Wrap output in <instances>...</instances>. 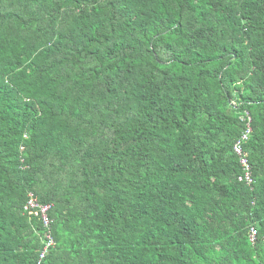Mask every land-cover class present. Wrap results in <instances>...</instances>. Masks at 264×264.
Instances as JSON below:
<instances>
[{
    "label": "trees",
    "instance_id": "trees-1",
    "mask_svg": "<svg viewBox=\"0 0 264 264\" xmlns=\"http://www.w3.org/2000/svg\"><path fill=\"white\" fill-rule=\"evenodd\" d=\"M49 234L41 264H264V0H0V264Z\"/></svg>",
    "mask_w": 264,
    "mask_h": 264
},
{
    "label": "built area",
    "instance_id": "built-area-1",
    "mask_svg": "<svg viewBox=\"0 0 264 264\" xmlns=\"http://www.w3.org/2000/svg\"><path fill=\"white\" fill-rule=\"evenodd\" d=\"M251 133H253V127H251V118L247 115L246 130L234 144V152L239 157L240 165L243 169V174L239 177L238 181L241 183H245L247 186H253L255 184V180L253 177V167H251L248 155L244 152L243 148L244 143L249 140ZM51 209V206H45L39 203L34 193H29V200L25 205L24 212L27 213L30 217H35L39 219L46 230H49V227L51 226V221L48 216ZM249 240L253 244H256L258 241V230L255 227L250 228ZM54 246V239L50 234L47 235L44 240V248L40 252L39 264H41V262L47 256L48 252Z\"/></svg>",
    "mask_w": 264,
    "mask_h": 264
}]
</instances>
